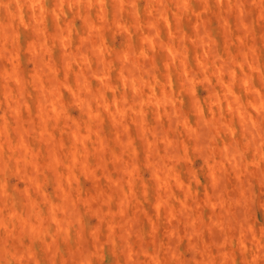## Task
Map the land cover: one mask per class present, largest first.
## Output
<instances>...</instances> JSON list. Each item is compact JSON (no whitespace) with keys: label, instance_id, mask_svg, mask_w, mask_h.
<instances>
[{"label":"clouds","instance_id":"9594fccd","mask_svg":"<svg viewBox=\"0 0 264 264\" xmlns=\"http://www.w3.org/2000/svg\"><path fill=\"white\" fill-rule=\"evenodd\" d=\"M0 264H264V0H0Z\"/></svg>","mask_w":264,"mask_h":264}]
</instances>
